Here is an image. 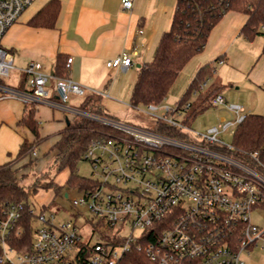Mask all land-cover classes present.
Listing matches in <instances>:
<instances>
[{"label":"built area","instance_id":"2783aa9c","mask_svg":"<svg viewBox=\"0 0 264 264\" xmlns=\"http://www.w3.org/2000/svg\"><path fill=\"white\" fill-rule=\"evenodd\" d=\"M33 1L0 0V79L13 68L1 39ZM132 3L121 0V7L129 10ZM259 30L264 31V24ZM70 62L68 57L67 67ZM130 64L125 54L106 62L108 67ZM41 68L37 60L27 64L22 90L0 81V97L46 104L64 111L67 122L83 116L110 131L93 139L82 155L90 163L91 178L73 187L78 195L71 198L72 218L56 221L51 209L42 211L39 205L35 210L29 204L33 219L22 220L25 204H6L0 216V263L243 264V257L264 241V227L251 219L252 213L264 212V157L253 151L236 158L231 143L218 137L243 119L239 105L216 94L211 104L225 106L235 118H221L219 124L198 131L185 121L189 101L163 100L134 107L153 120L139 126L81 109L79 102L87 93H102L69 77L55 78L56 99L50 98L45 88L49 76ZM80 208L92 220L78 223ZM85 224L87 232L82 231ZM132 249L143 254L136 256V263Z\"/></svg>","mask_w":264,"mask_h":264},{"label":"crops","instance_id":"0c3cea01","mask_svg":"<svg viewBox=\"0 0 264 264\" xmlns=\"http://www.w3.org/2000/svg\"><path fill=\"white\" fill-rule=\"evenodd\" d=\"M47 1L34 0L1 39V46L10 52L13 60L14 82L9 86L19 87L23 69L30 61L37 60L41 62L42 72L49 76L45 85L49 97L56 99L53 72L56 55L61 53L71 58L67 77L101 92V104L106 98H122L124 91H131L139 66L152 59L161 33L170 26L175 6L171 0H133L131 9L124 10L121 0H59V11L53 27L29 25L28 20ZM245 20V15L235 11L224 13L210 31L202 51L194 55L178 73L164 99L166 102L169 96L173 98L170 104L177 102L198 68L205 63L212 62L214 66L219 64L215 66V73L222 82L227 78L226 74L243 66L237 61V56L243 48L247 46L250 50L255 43L240 33ZM256 43L250 51L251 59L246 66L250 70L247 72L255 73L251 87L258 89L264 85V60L260 55L263 37ZM124 54L131 58L128 67L106 65L108 60ZM217 57L220 58L215 61ZM129 76L130 81L127 80ZM23 85L25 87V83ZM221 94L226 103L239 105L243 113L240 103H229L223 91ZM75 103V99L70 102L71 105ZM110 103L112 106L118 105L113 101ZM35 108V118L40 123L39 137L42 140L31 156L36 159L34 165L40 167L53 153L49 149L58 139L67 119L64 111L46 104H35ZM25 112L26 103L15 97H0V164L16 154L23 139H34L30 130L19 123ZM253 112L263 114L264 109L250 113ZM49 137H53L49 147L43 146ZM41 153L44 156L41 157Z\"/></svg>","mask_w":264,"mask_h":264},{"label":"trees","instance_id":"16d2710c","mask_svg":"<svg viewBox=\"0 0 264 264\" xmlns=\"http://www.w3.org/2000/svg\"><path fill=\"white\" fill-rule=\"evenodd\" d=\"M59 6V0H48L27 23L35 27H53ZM227 11H235L246 16L240 29V33L245 38L252 39L256 34L263 36L260 55L264 56V31L259 30L260 25L264 24V0H228L227 2L221 0H175L169 28L161 33L152 59L142 63L138 68L129 95V105L136 107L162 102L168 95L180 70L194 55L202 51L210 31ZM67 58L68 56L57 53L53 72L55 78L68 76ZM219 58L217 57L215 61ZM205 80H207L206 86L199 89V85ZM25 82L24 73L17 89H24ZM222 87L221 81L216 76L214 64L208 62L201 65L180 98L182 102L189 101L190 103L185 121L190 124L198 113L212 106V98L221 93ZM194 90L195 94H193ZM79 107L90 113L110 115L104 110L101 104V95L97 93H87L79 102ZM35 110V103H26V112L19 120L21 125L30 130L34 139L32 141L23 139L16 154L0 164V216L7 203L22 202L25 204L22 220L33 219L28 212L29 191L20 184L19 176L24 175L20 171L35 164L36 159L31 156V153L42 140L39 137L40 123L35 118ZM109 131V126L83 116H76L73 121L66 123L60 131L58 139L49 149L54 154L58 171L63 169L68 171L64 181L65 185L74 187L86 184V179L75 173L76 165L82 160V155L89 143ZM231 145L233 150L230 153L236 158H245L248 153L253 151H258L260 157L263 158L264 113L245 114L234 127ZM40 176L42 175L36 176L31 185L34 194ZM61 186L54 179L47 182L46 187L52 189L54 195L49 203L41 204L42 211L51 209L55 196L61 191ZM87 220L92 219L88 217ZM25 240L28 244L29 233L25 234ZM131 252L134 263H136V256L143 258V254L136 253V249H132Z\"/></svg>","mask_w":264,"mask_h":264},{"label":"rangeland","instance_id":"374dc122","mask_svg":"<svg viewBox=\"0 0 264 264\" xmlns=\"http://www.w3.org/2000/svg\"><path fill=\"white\" fill-rule=\"evenodd\" d=\"M173 5H175V0H171ZM169 28V27H168ZM263 37L260 34H256L252 40L255 41L254 45L257 44L256 41L261 40ZM252 45V48L254 47ZM252 48H243L241 54L237 56V61L242 63L243 66L237 68L235 72H231L225 75L227 77L223 80L222 84V91L225 98L228 100L229 103H240L243 106V113L247 114L251 111H258L264 109V85L260 86L261 88H252L251 83L252 79H255V73L247 72L249 67L247 68L246 64L251 59ZM262 59L264 60L263 56ZM254 62V59L251 63ZM219 64L216 63L215 66ZM246 66V68H244ZM245 69V70H244ZM255 70V68H254ZM250 71V70H248ZM254 72V71H252ZM14 70L11 68L10 72L7 76H5L2 81L4 84L12 85L14 82ZM129 79V80H128ZM131 77H127V80L130 81ZM186 90V89H185ZM129 93L130 90L123 92L122 98L114 97L106 98L103 97L102 106L104 110L113 115L117 120L122 122L131 123L134 125L139 126H147L151 125L153 122L151 116L147 113L143 112L139 108L131 107L128 103L129 100ZM173 98L169 96L167 102H171ZM115 102L117 105L112 106L110 102ZM254 113V112H253ZM260 113V112H256ZM261 114V113H260ZM221 118L225 120H233L235 118V114L227 109L223 105H216V106H209L204 111L198 113L194 118L193 121L190 123V126L198 131H205L207 128L211 126H215L219 124ZM235 126H230L225 130L219 132L218 137L219 139L226 143L230 144L233 138V130ZM53 140V137H49L43 146L49 147L48 145ZM38 149V147H37ZM48 149V148H47ZM40 156H44L43 153ZM24 175L19 176L20 184L24 185L29 191V202L33 207H39L41 204H47L53 198V190L46 187V184L49 180L54 179L55 182L62 185L61 191L55 196L53 205L51 206V210L55 212L56 221H66L72 218L71 214H68L69 211L73 212L74 208L71 205V198L73 196L78 195V192L73 187H69L64 184V181L68 175V171L66 169L58 171L57 164L54 158V154L51 153L44 164L40 167L35 165H30L29 168L23 169L20 171ZM42 172L43 174H41ZM75 173L84 178H91V166L90 163L86 160H81L77 163ZM40 176L38 181V186L36 193L34 194L32 191V183L36 176ZM67 192V196H64V193ZM82 214L79 215L78 223H82L85 218H88V213L85 212V209L80 208ZM251 219L254 223L264 227V212H260L259 214L252 213ZM38 224V223H37ZM36 226V224H34ZM90 229L88 224L82 226V231L87 232ZM262 246V247H261ZM243 264H264V241H261L258 246L254 247L248 255L243 257Z\"/></svg>","mask_w":264,"mask_h":264},{"label":"water","instance_id":"95a60500","mask_svg":"<svg viewBox=\"0 0 264 264\" xmlns=\"http://www.w3.org/2000/svg\"><path fill=\"white\" fill-rule=\"evenodd\" d=\"M64 195L66 196V193Z\"/></svg>","mask_w":264,"mask_h":264}]
</instances>
